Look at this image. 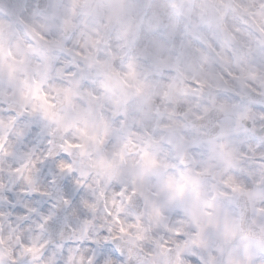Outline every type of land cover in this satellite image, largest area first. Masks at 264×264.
Listing matches in <instances>:
<instances>
[{"label": "clouds", "instance_id": "9594fccd", "mask_svg": "<svg viewBox=\"0 0 264 264\" xmlns=\"http://www.w3.org/2000/svg\"><path fill=\"white\" fill-rule=\"evenodd\" d=\"M0 264H264V0H0Z\"/></svg>", "mask_w": 264, "mask_h": 264}]
</instances>
